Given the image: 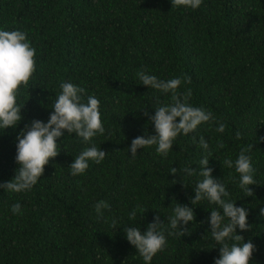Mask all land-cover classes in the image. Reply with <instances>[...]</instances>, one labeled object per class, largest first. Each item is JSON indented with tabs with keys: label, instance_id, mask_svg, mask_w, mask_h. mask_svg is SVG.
<instances>
[{
	"label": "trees",
	"instance_id": "1",
	"mask_svg": "<svg viewBox=\"0 0 264 264\" xmlns=\"http://www.w3.org/2000/svg\"><path fill=\"white\" fill-rule=\"evenodd\" d=\"M0 30L25 32L36 49V70L17 94L23 118L0 129V183L19 167L17 135L33 119L47 122L61 82L84 88L85 102L90 95L100 101L105 128L88 144L65 130L59 154L31 190L0 188V264H145L125 227L146 231L156 216L167 244L151 264H215L220 245L209 217L219 209L207 199L190 200L205 156L229 192L225 199L248 210L251 227L237 228L245 241L226 242L250 240L256 246L250 264H264V0H203L196 9L171 0H0ZM140 71L162 81L181 78V98L190 89L187 102L215 118L179 135L166 157L156 145L135 157L129 152L134 138L155 134L149 121L155 107L173 103L171 93L140 84ZM218 123L224 132L216 131ZM92 145L107 153L104 161H89L84 174L71 175L69 165ZM243 148L257 182L249 186L254 196H244L239 173L223 164ZM172 167L178 172L170 174ZM186 167L194 169L191 175ZM99 201L110 205L102 215L94 207ZM14 203L21 214L12 213ZM177 203L195 213L181 225L188 229L183 236L168 234L178 233L169 228Z\"/></svg>",
	"mask_w": 264,
	"mask_h": 264
},
{
	"label": "clouds",
	"instance_id": "2",
	"mask_svg": "<svg viewBox=\"0 0 264 264\" xmlns=\"http://www.w3.org/2000/svg\"><path fill=\"white\" fill-rule=\"evenodd\" d=\"M202 2L203 0H171L172 6L192 9L198 8ZM35 55L36 49L31 46L25 32L0 30V129L15 128L23 118L24 105L17 103V94L22 85L28 86L36 70ZM137 76L140 84L163 93H171L173 103L155 107V114L149 116V121L154 123L155 134L134 138L129 146L132 157L138 154V149L153 145H156L158 154L166 157L179 135H188L200 124L215 119L210 112L187 102L191 96L190 89L181 98L178 92L184 82L181 78L162 81L144 71L138 72ZM186 82L190 83V80ZM60 88L62 91L52 106L54 111L50 113L47 122L33 119L30 125H25L17 135L15 160L19 167L11 180L0 183V188L5 191L26 192L37 184L50 158H55L59 154L58 138L64 136L65 130L68 134L74 133L86 144L90 143L97 134L105 133L99 110L100 101L90 95L85 102L83 99L85 89L71 82H61ZM224 130L225 125L218 123L216 131L222 133ZM236 139H241V133H236ZM198 143L201 148L208 150L209 144L204 137H200ZM219 147L222 148L223 144ZM248 151L249 148L241 149L234 162L226 159L223 164L229 168L234 166L235 171L239 173V187L243 190L244 196H254L255 193L249 186L257 182L253 178L251 157L246 155ZM106 155L104 150L95 145L85 148L69 165L71 175L84 174L89 167V161L99 164L104 161ZM208 165V156L199 161L200 175L203 179L197 183L194 188L195 195L190 200L192 205H196L199 201L207 199L219 209L211 210L209 217L211 236L220 245V255L215 259V264H250V259L256 251V246L250 240L242 245L233 243L231 246L226 242L244 240V237L237 233V228L246 231L251 227L247 221L248 210L237 207L235 202L225 199L229 196V192L219 179L212 176L213 169ZM184 171L191 175L194 169L186 167ZM177 172L176 167L170 169V174ZM94 207L97 214L102 215L103 209L109 208L110 205L105 201H99ZM11 211L13 214H21V204L14 203ZM260 211L261 215H264V208ZM173 212L174 214L169 217V228L178 229V233L169 231L168 234L183 236L188 229L181 225L187 226L190 221L195 220L194 209L177 203ZM135 216L134 210L129 218L134 219ZM162 223L160 217L156 216L154 221L148 224L146 231L142 232L137 227H125L127 240L140 253L145 264H151L153 257L166 247L167 239L161 228Z\"/></svg>",
	"mask_w": 264,
	"mask_h": 264
}]
</instances>
